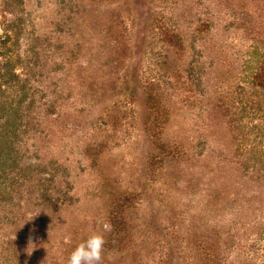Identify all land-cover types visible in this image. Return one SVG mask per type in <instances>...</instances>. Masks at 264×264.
<instances>
[{
  "label": "rangeland",
  "instance_id": "obj_1",
  "mask_svg": "<svg viewBox=\"0 0 264 264\" xmlns=\"http://www.w3.org/2000/svg\"><path fill=\"white\" fill-rule=\"evenodd\" d=\"M94 233L264 264V0H0V264Z\"/></svg>",
  "mask_w": 264,
  "mask_h": 264
},
{
  "label": "clouds",
  "instance_id": "obj_2",
  "mask_svg": "<svg viewBox=\"0 0 264 264\" xmlns=\"http://www.w3.org/2000/svg\"><path fill=\"white\" fill-rule=\"evenodd\" d=\"M40 214V213H39ZM38 214V215H39ZM104 232L111 230L109 223H103ZM34 243H30L28 249ZM106 239L103 233L89 235L83 242L79 243L68 257L67 264H102L105 253ZM36 245V244H35ZM27 252L29 255L33 252Z\"/></svg>",
  "mask_w": 264,
  "mask_h": 264
}]
</instances>
